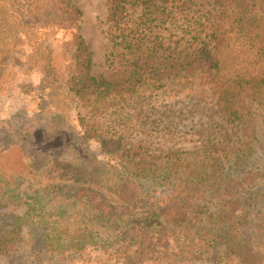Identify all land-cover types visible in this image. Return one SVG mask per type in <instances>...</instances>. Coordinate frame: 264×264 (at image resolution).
Wrapping results in <instances>:
<instances>
[{
	"label": "rangeland",
	"instance_id": "rangeland-1",
	"mask_svg": "<svg viewBox=\"0 0 264 264\" xmlns=\"http://www.w3.org/2000/svg\"><path fill=\"white\" fill-rule=\"evenodd\" d=\"M199 1H193V8L211 10L214 7L218 12L202 18L204 24L200 25L194 17L184 16L186 7H180L179 2L175 7L172 32L184 34L188 22L192 34L205 36L216 31L223 75L264 78V59L253 44L254 31L249 28V33L248 27L241 28L236 21L238 10L222 7L216 0L196 4ZM73 2L79 9L73 16V25L64 29L49 26L45 30L12 10L11 0H0V168L11 180H17L16 194L0 195V226L12 222L15 215L24 214L29 207L27 201L33 206L28 195L34 191L46 212H60L66 208L72 229L86 227L82 218L91 217L96 211L88 199L92 196L104 199L108 195L104 205L110 206L117 186L127 187L129 164L123 158L122 148L136 149L144 156L184 157L194 153L192 160L196 161L195 153L203 152L224 164L225 174L221 177L226 178L231 173L230 180L244 185L246 196L250 195L248 203L264 207V148L250 136L248 142L253 155L249 166L247 162L237 170L230 167L236 157L226 152L229 145L238 144L242 132L226 122L218 111V92L207 75L195 73L168 82L147 84L133 95L112 100L111 105L77 101L69 106L63 101L66 96L49 86L45 67L48 52L51 51L56 80L59 84L66 83L74 67L72 43L79 38L93 51L92 72L111 74L105 62L109 45V1ZM257 2L260 22L256 25L263 31L264 0ZM47 40L50 44L43 45ZM182 46L188 47V42H183ZM188 162H183L185 171L189 170ZM247 175L253 178L247 181ZM140 182L144 191L139 192L140 197L134 201L136 205L150 204L144 202L147 191L149 201L157 202L158 198L165 199L171 190L152 176ZM77 188L85 191L83 199L78 198ZM26 190L30 192L25 194ZM98 200L96 198L95 203L102 202ZM63 217L62 226L66 222ZM106 224L113 235L106 234L108 241L112 240L111 247L91 245L79 253L62 254L48 253L40 240L41 230L26 224L19 249L11 254L0 251V264H124L115 254L124 232L118 234L111 222ZM89 226L94 228L90 222ZM170 264L239 263L198 258Z\"/></svg>",
	"mask_w": 264,
	"mask_h": 264
},
{
	"label": "trees",
	"instance_id": "trees-1",
	"mask_svg": "<svg viewBox=\"0 0 264 264\" xmlns=\"http://www.w3.org/2000/svg\"><path fill=\"white\" fill-rule=\"evenodd\" d=\"M108 1L109 45L105 62L111 74L106 76L92 72L93 51L84 39L79 38L72 43L74 67L66 83L59 84L56 80L51 51L48 52L45 67L49 86L64 94L63 101L69 106H74L77 101L111 105L112 100L133 95L147 84L203 73L211 79L218 92V111L226 122L242 132L238 144L229 145L226 152L234 153L236 157V162H232L230 167L237 170L247 162L249 166L253 155L249 147L250 136L264 148V78L257 80L223 75L218 53L220 40L216 31L205 36L192 34V26L188 22L183 29L184 34L172 32L175 7L179 2L180 7L187 8L183 10L184 16L194 17L200 25L204 24L202 18H209L214 11L218 12V8L195 9L194 0ZM204 1L196 4H203ZM257 1L216 0V3L238 10L236 21L243 29L252 28L253 44L264 59V30L256 25L260 22V19L257 20ZM10 6L29 22L40 24L45 30L49 26L63 29L72 26L73 16L79 10L73 0H11ZM185 41L188 47L182 46ZM45 44L50 42L47 40ZM122 150L123 158L129 164L127 187L117 186L110 206L104 205L108 195L104 199L96 196L88 199L96 211L91 217H81L86 227L72 229L66 208L60 212H46L33 191L28 195L33 200V206L27 201L29 207L24 214L15 215L12 222L0 226V251L11 254L19 249L23 241L22 229L26 224L41 230L40 240L50 254L79 253L91 245L97 248L107 245L109 248L112 240L108 241L106 234L113 235L106 222H111L116 233L124 232L115 249V254L123 259L124 264H170L198 258L264 264V207L248 203L250 195L246 196L242 183L238 185L229 179L231 173L226 178L221 177L224 164L217 158L213 159L203 152L195 153L196 161L192 160L194 153H187L184 157L172 154L144 156L133 148ZM185 160L189 161L186 164L188 171L184 170ZM7 175L0 168V195L3 197L16 194L14 190L17 189V180L12 181ZM151 176L168 185L170 193L162 201L158 198L157 202H152L147 191L144 202L150 204H134L141 195L139 192L144 191L141 179ZM251 178L253 176L247 175L246 180ZM77 191L78 198L83 199V188H77ZM29 192L26 190L25 194ZM96 198L102 202L95 203ZM61 216L66 221L63 226ZM48 219L54 220L50 222ZM89 222L95 229L89 226Z\"/></svg>",
	"mask_w": 264,
	"mask_h": 264
}]
</instances>
